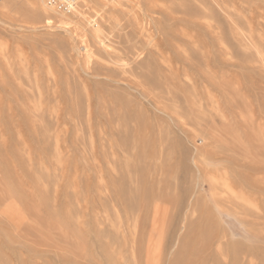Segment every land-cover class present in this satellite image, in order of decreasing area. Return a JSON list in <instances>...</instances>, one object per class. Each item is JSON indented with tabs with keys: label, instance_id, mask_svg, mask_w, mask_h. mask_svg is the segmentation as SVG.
Returning <instances> with one entry per match:
<instances>
[{
	"label": "rangeland",
	"instance_id": "obj_1",
	"mask_svg": "<svg viewBox=\"0 0 264 264\" xmlns=\"http://www.w3.org/2000/svg\"><path fill=\"white\" fill-rule=\"evenodd\" d=\"M0 264H264V0H0Z\"/></svg>",
	"mask_w": 264,
	"mask_h": 264
},
{
	"label": "built area",
	"instance_id": "obj_2",
	"mask_svg": "<svg viewBox=\"0 0 264 264\" xmlns=\"http://www.w3.org/2000/svg\"><path fill=\"white\" fill-rule=\"evenodd\" d=\"M48 6L58 12H71L75 7L76 0H46Z\"/></svg>",
	"mask_w": 264,
	"mask_h": 264
},
{
	"label": "bare ground",
	"instance_id": "obj_3",
	"mask_svg": "<svg viewBox=\"0 0 264 264\" xmlns=\"http://www.w3.org/2000/svg\"><path fill=\"white\" fill-rule=\"evenodd\" d=\"M45 1V3L47 4V2H46V0H44ZM48 5V4H47ZM197 6V5H196ZM50 7V6H49ZM212 9V8H211ZM213 11H216V10H213ZM210 12V11H209ZM217 13V12H216ZM214 14H215V12H214ZM217 15V14H216ZM213 17H215V16H213ZM216 22V21H215ZM50 23V22H49ZM102 46V45H101ZM88 52H90V51H88ZM142 53V52H141ZM137 54V53H136ZM134 63V62H133ZM128 70V69H127Z\"/></svg>",
	"mask_w": 264,
	"mask_h": 264
}]
</instances>
